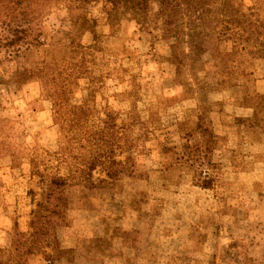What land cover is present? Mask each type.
Returning <instances> with one entry per match:
<instances>
[{
	"label": "rangeland",
	"instance_id": "rangeland-1",
	"mask_svg": "<svg viewBox=\"0 0 264 264\" xmlns=\"http://www.w3.org/2000/svg\"><path fill=\"white\" fill-rule=\"evenodd\" d=\"M191 1L167 33L158 0L142 24L0 0L4 260L43 181L95 166V187L65 188L55 264H264V0Z\"/></svg>",
	"mask_w": 264,
	"mask_h": 264
},
{
	"label": "trees",
	"instance_id": "trees-1",
	"mask_svg": "<svg viewBox=\"0 0 264 264\" xmlns=\"http://www.w3.org/2000/svg\"><path fill=\"white\" fill-rule=\"evenodd\" d=\"M87 2H103L104 12L108 18L113 21L124 18L128 21H134L137 24H142L147 19L148 9L151 0H82ZM160 4V12L165 17V26L167 33H171L175 26L173 20H176L178 9L181 6V1L184 4H192L191 0H158ZM182 2V3H183ZM90 23V22H86ZM93 33V32H92ZM259 46L264 52V41L257 40ZM64 93V92H63ZM60 96L54 102L56 108V116L64 115L69 112L64 107V96ZM54 96H57V94ZM262 103L254 106L255 119L259 115L264 114V95H258ZM65 109V111H63ZM80 114V113H78ZM93 139V137H91ZM87 167V166H86ZM95 166L87 168L78 167L77 170L70 171L67 175H62L60 172L56 173L49 180L43 181L46 186V191L42 200L36 203V208L32 212L30 221L31 232L27 237L23 232L16 231L13 241V250H9L10 256L4 260L0 256V264H29L28 258L35 255L37 252L43 255L46 264H55L56 260L62 258L65 251L60 248L58 240L52 234V227L57 225L56 218L62 219V212L66 208L65 188L73 183L85 184L95 187L93 182V173ZM109 179H114L119 170L114 168H107L104 170ZM45 179V178H44ZM206 180L203 182V188L207 189L210 184ZM103 182H106L103 180ZM51 227V228H50ZM52 238V240H51ZM51 247L52 252L45 251ZM2 253V251H0Z\"/></svg>",
	"mask_w": 264,
	"mask_h": 264
}]
</instances>
